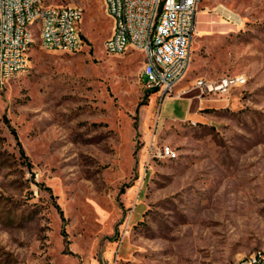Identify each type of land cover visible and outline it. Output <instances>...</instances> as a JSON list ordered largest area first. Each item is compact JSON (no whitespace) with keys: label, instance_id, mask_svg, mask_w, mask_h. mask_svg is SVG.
Wrapping results in <instances>:
<instances>
[{"label":"rangeland","instance_id":"obj_1","mask_svg":"<svg viewBox=\"0 0 264 264\" xmlns=\"http://www.w3.org/2000/svg\"><path fill=\"white\" fill-rule=\"evenodd\" d=\"M44 2L82 7L83 44L36 40L0 87V264H231L263 248L264 0L198 1L190 68L167 95L194 97L182 119L162 117L140 52L103 50V0ZM235 74L246 82L199 112V90L181 91ZM153 133L177 157L144 169Z\"/></svg>","mask_w":264,"mask_h":264},{"label":"built area","instance_id":"obj_2","mask_svg":"<svg viewBox=\"0 0 264 264\" xmlns=\"http://www.w3.org/2000/svg\"><path fill=\"white\" fill-rule=\"evenodd\" d=\"M198 1L103 0L112 20L103 50L109 54L128 49L140 52L143 57L140 76L144 85L156 88L160 98L170 95L186 77L190 65L193 41L198 34ZM82 15L83 9L77 5L51 4L44 0H0V87L26 67L28 50L36 40L46 49H80ZM245 82L243 74L217 79L197 77L189 88L181 91L197 88L199 97L216 95L225 99L232 89ZM153 136L145 147L144 169L153 159L177 157L172 144L157 142ZM231 264H264V247Z\"/></svg>","mask_w":264,"mask_h":264},{"label":"crops","instance_id":"obj_3","mask_svg":"<svg viewBox=\"0 0 264 264\" xmlns=\"http://www.w3.org/2000/svg\"><path fill=\"white\" fill-rule=\"evenodd\" d=\"M224 12V11H223ZM225 13V12H224ZM226 14V13H225ZM228 15V14H226ZM229 17V15H228ZM196 25L198 26V28H196L197 32L199 33V35L201 34V27L199 26V22L197 21ZM190 66L188 67L189 70ZM188 72V71H187ZM179 90V88H178ZM172 97H178L181 99L182 101V107L183 112L180 111H176V105L173 102ZM194 97H185V96H176V95H171V96H167V99L165 100V102L163 103V100H161L160 104H159V109L161 111V115L164 118H176V119H182V118H187L188 115L190 114L189 110H191V106H192V100ZM196 98V97H195ZM204 98H199V102L196 105V111L199 112V109H202L204 107H201L204 105ZM212 101L217 102L216 100H213L211 97L209 98ZM221 101V100H220ZM195 111V110H194ZM159 113V111H158ZM201 113V112H200ZM204 115V114H203ZM193 119V118H192Z\"/></svg>","mask_w":264,"mask_h":264},{"label":"bare ground","instance_id":"obj_4","mask_svg":"<svg viewBox=\"0 0 264 264\" xmlns=\"http://www.w3.org/2000/svg\"><path fill=\"white\" fill-rule=\"evenodd\" d=\"M223 11H224L226 14H228L229 17H230L231 19H233V20H235V21H238V20H239L233 12H231V11H227V10H225V9H223ZM226 14H225V15H226Z\"/></svg>","mask_w":264,"mask_h":264},{"label":"trees","instance_id":"obj_5","mask_svg":"<svg viewBox=\"0 0 264 264\" xmlns=\"http://www.w3.org/2000/svg\"><path fill=\"white\" fill-rule=\"evenodd\" d=\"M156 91V88H152V89H150L149 91H148V94L149 93H153V92H155ZM202 109H205V108H202ZM20 150H21V152H22V154H23V149L20 147Z\"/></svg>","mask_w":264,"mask_h":264}]
</instances>
